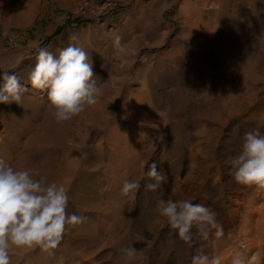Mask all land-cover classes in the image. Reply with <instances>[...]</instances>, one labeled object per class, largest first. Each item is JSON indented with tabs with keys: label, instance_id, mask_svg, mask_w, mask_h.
I'll return each mask as SVG.
<instances>
[{
	"label": "bare ground",
	"instance_id": "6f19581e",
	"mask_svg": "<svg viewBox=\"0 0 264 264\" xmlns=\"http://www.w3.org/2000/svg\"><path fill=\"white\" fill-rule=\"evenodd\" d=\"M162 4L149 0L147 7L133 11L139 14L134 28L143 27L140 37L133 36V27L130 33L116 28L105 32L102 24L95 32L89 29L83 41L72 42L88 53L93 67L98 64L93 79L101 86L97 103L72 120L56 122L46 92L32 85L23 86L18 103H10L20 109L19 117H2L7 104L0 103V158L63 184L68 214L84 218L77 227H66L56 249H16L11 256L20 264H89L92 254L75 252L73 233L84 242H102L114 237L124 217L131 225L146 219L140 193L122 195L123 183L136 180L141 185L145 167L175 154L162 148V137L175 147L183 129L188 132L185 148L173 161L177 189L190 181L184 199L212 209L223 235L217 237V229L209 226L205 238L193 228V240L185 247H174L169 237L167 263L191 264L199 251L220 258L221 264H232L237 254L245 264H264V188L237 183L230 166L215 155L219 149L226 158L238 154L245 132L258 128L264 134V97L259 94L264 66L250 57L253 46L264 42V0H184L177 29L164 21L158 9ZM40 6V0H0L6 22L20 26L32 24ZM128 20L119 23L122 28L127 29ZM98 34L113 43L97 49L99 60L90 50ZM117 36L124 49L120 54L114 45ZM144 48L158 49L143 54ZM51 52L58 55L55 48ZM15 55L0 38V70L12 67ZM244 65L249 75L239 79L237 70ZM175 81L173 87H163ZM185 155L193 164L188 173L182 171ZM168 229L166 222L160 229H143V240L152 246Z\"/></svg>",
	"mask_w": 264,
	"mask_h": 264
},
{
	"label": "clouds",
	"instance_id": "9594fccd",
	"mask_svg": "<svg viewBox=\"0 0 264 264\" xmlns=\"http://www.w3.org/2000/svg\"><path fill=\"white\" fill-rule=\"evenodd\" d=\"M70 41L77 40L75 35ZM117 52H122L120 37H115ZM36 65L29 74L33 88L48 89L51 117L58 123L70 121L97 103L101 86L93 79L95 73L88 53L74 43L58 49L54 55L46 48L34 45ZM0 79V103L19 102L21 91L25 90L15 75L5 73ZM242 150L229 155L225 164L230 166L233 179L242 185H256L264 188V134L253 129L245 132ZM144 177L146 191L155 193L165 177L158 171L157 162H152ZM140 188L136 180H125L121 193L127 196ZM68 191L56 181L49 182L33 168H17L0 158V264H11V254L16 249L40 247L48 251L56 249L62 241L68 225H76L83 217L69 215ZM154 211L164 217L171 229L177 230L178 237L190 243L192 229L207 237L206 229H217L216 236L223 235L216 220V213L203 204H194L187 199H157ZM123 264H131L136 250L123 247L118 250ZM191 264H221L220 258H209L199 252L191 258ZM232 264H245L237 254Z\"/></svg>",
	"mask_w": 264,
	"mask_h": 264
},
{
	"label": "rangeland",
	"instance_id": "374dc122",
	"mask_svg": "<svg viewBox=\"0 0 264 264\" xmlns=\"http://www.w3.org/2000/svg\"><path fill=\"white\" fill-rule=\"evenodd\" d=\"M183 1L184 0H163V4L158 6V9H161L162 11L164 21L172 25L174 29H177L180 26L181 19H177L176 17ZM109 2L110 0H40L41 6L37 17L32 24L26 26L8 24L5 20L6 12L4 9L0 8V38L3 39L8 48L12 49L16 54L14 65L7 70H0V76L5 73L9 75L18 73L17 78L19 79L20 84L26 88L31 87L29 74L36 65V52L34 45L38 43L40 47L46 48L49 51H52L54 48L58 50L67 47L70 42L83 41L85 36L88 35L89 29H91L92 32H95V30L101 27L102 24L106 25L105 32H109L111 28H116L118 31L126 30L127 33H130L129 29L133 27V36L140 37L142 35L141 30L143 27L134 28L137 24L139 14L133 11H135L140 5L147 7L149 0H112L111 5L107 6L106 3ZM14 10L15 8H12L11 12L13 13ZM130 12H132L133 15H128ZM127 19H129L127 22L128 26L127 29H124L119 23L124 24ZM94 34L95 33H92L91 36ZM99 34L94 38L92 46L90 47V50L93 51V56L98 60L101 59V57L99 56L100 53L97 49L100 47H106L112 43L107 38L101 40ZM72 35H75L77 40L70 41L69 37ZM147 37H150V35H147ZM96 38L99 39L96 41ZM224 38L225 36L223 39ZM157 49L158 48L150 50L149 48H144L142 53H154ZM116 53L120 54L121 52ZM251 53L254 55L250 56L253 61H256L259 58L261 65L260 68H262L264 66V61L262 59L264 54V42L261 41L258 47L254 45L253 49L250 51V54ZM17 56L20 57L17 58ZM212 58H216L214 53H212ZM17 59L20 60V62ZM101 64L102 63L100 62L99 65ZM97 65L93 67L94 73L98 71L99 66ZM245 66L246 65H244L245 71L244 68L237 70V78L242 79L244 75H249L248 72H246L247 68ZM176 83L177 81L164 83L163 87L170 88L176 85ZM259 84L260 97H264V84H262L261 81ZM238 85H241V83ZM238 85L234 86L235 90H239L240 86ZM40 91H45L46 93H44L47 94L45 98L48 99V89H40ZM19 110L20 109L17 110V108H15L14 104L10 105V103H7L2 111V117L7 115L19 117ZM2 128L3 125L0 124V130H2ZM187 135L188 132L183 129L180 138L175 143V147H173L172 141L164 135L162 137V148L165 147L169 152H175V154L177 153L180 156L179 151L185 148L184 142L186 141ZM219 153L220 149L215 155L222 164H225L226 156H221ZM175 154L163 161H157L158 171L163 173L165 179L161 184V187L155 193L145 190L144 185L146 182H149L146 177H144L141 182L138 192L140 193L139 196H141L142 207L146 212V219L131 225L127 223V218L124 217L123 224L120 229L116 230L114 237L102 242L92 240L84 242L80 237L77 238V232L73 233L72 236L74 235V238L71 239V242L73 241L72 246L75 248V252L82 250L88 255L92 254L90 256L92 262L89 264H123L122 257L118 250L123 247H131L136 250V258L131 264H139L134 261L139 260L140 258H142V261H145L143 264H175L172 259L167 263L169 257H167L166 254L167 244L165 239L171 237L173 242L172 245L174 247L182 245L185 247L187 243L178 237L177 230L171 231V229H168L163 233V236H160L161 240L156 241L152 246H149L144 242L142 233L143 229L146 228L155 230L160 229L161 225L166 222L164 217L157 215L154 211L157 199L180 200L184 199L186 193H189L190 181L189 183L187 181L185 187L181 190L177 189V166L176 164H173ZM182 162V171L188 173L193 165L191 159L185 155L182 158ZM208 164L211 163L209 162ZM148 167L149 166L145 167L143 171L147 172ZM140 176L141 175H139V177ZM84 181L85 180L82 178L81 183ZM87 190H90V188ZM72 227H77V225ZM67 229L68 228H66V231ZM254 253L249 256L247 262L252 260ZM12 258L13 257L11 256V259ZM13 260V264H20V260L17 261V258H13Z\"/></svg>",
	"mask_w": 264,
	"mask_h": 264
},
{
	"label": "trees",
	"instance_id": "16d2710c",
	"mask_svg": "<svg viewBox=\"0 0 264 264\" xmlns=\"http://www.w3.org/2000/svg\"><path fill=\"white\" fill-rule=\"evenodd\" d=\"M78 23V22H77Z\"/></svg>",
	"mask_w": 264,
	"mask_h": 264
}]
</instances>
